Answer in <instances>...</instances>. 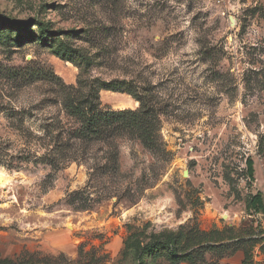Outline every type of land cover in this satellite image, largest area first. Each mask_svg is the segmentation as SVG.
<instances>
[{"label": "rangeland", "instance_id": "1", "mask_svg": "<svg viewBox=\"0 0 264 264\" xmlns=\"http://www.w3.org/2000/svg\"><path fill=\"white\" fill-rule=\"evenodd\" d=\"M1 22V261L141 264L154 243L145 264L173 247L264 264V214L246 211L264 197V0H0ZM95 80L129 92L102 91L105 112L154 106L150 147L77 138L64 103Z\"/></svg>", "mask_w": 264, "mask_h": 264}, {"label": "trees", "instance_id": "2", "mask_svg": "<svg viewBox=\"0 0 264 264\" xmlns=\"http://www.w3.org/2000/svg\"><path fill=\"white\" fill-rule=\"evenodd\" d=\"M3 25L4 22H1L0 26ZM65 52V57L67 56V54L74 53V51L68 50ZM124 86V82L113 81L107 83L95 80L90 87L88 96L84 97V99H78L76 97H73L71 94L67 96L64 103L65 109L71 116L77 118L81 122V126L75 132L77 138L82 140L99 141L102 140V138L105 137L109 132L114 133L121 130L131 129L134 132L139 133L141 139L143 140V143L146 146L150 147L154 143V140L151 137L152 132L150 131V128L154 125L157 113L154 109V106L147 104L145 99H139L135 96L137 101H140L141 103V107L137 111H131L130 109H133V107L129 104L121 105L116 103L113 105L114 111L107 112L101 110L99 105H97L96 102L100 101V95L102 91L129 93L126 91ZM70 88V90H77V92H79V89H76L74 87ZM114 122H122L124 124H122V126L114 127V124H112ZM247 165L248 176L253 182L255 175L253 160L249 159ZM246 211L248 213L264 214V197L261 193L250 195L249 199L246 201ZM222 246L225 247V244H223ZM229 247L230 246H227L226 248ZM235 249H233V251ZM158 250L160 249L158 248L157 244L155 245L154 243H150L138 254V260L141 262V264H145L144 260L149 256H155ZM171 257V264H180V262L183 260L175 247L171 249ZM247 260L248 255L247 252L244 251L243 264H247ZM0 264L37 263H34L30 260L28 262L19 261L17 263L0 260Z\"/></svg>", "mask_w": 264, "mask_h": 264}, {"label": "bare ground", "instance_id": "3", "mask_svg": "<svg viewBox=\"0 0 264 264\" xmlns=\"http://www.w3.org/2000/svg\"><path fill=\"white\" fill-rule=\"evenodd\" d=\"M0 179H1V181H0V186L1 187H4L6 184H7V181L5 180V178H4V176L3 175H0Z\"/></svg>", "mask_w": 264, "mask_h": 264}, {"label": "crops", "instance_id": "4", "mask_svg": "<svg viewBox=\"0 0 264 264\" xmlns=\"http://www.w3.org/2000/svg\"><path fill=\"white\" fill-rule=\"evenodd\" d=\"M243 261H244V253L243 256L241 257V261L238 264H243Z\"/></svg>", "mask_w": 264, "mask_h": 264}]
</instances>
